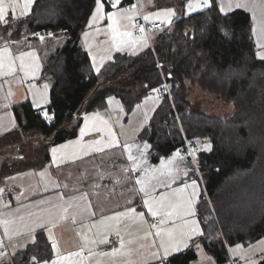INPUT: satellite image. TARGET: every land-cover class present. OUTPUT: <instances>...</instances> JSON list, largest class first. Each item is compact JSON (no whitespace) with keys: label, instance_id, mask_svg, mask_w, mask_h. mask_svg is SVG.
I'll return each instance as SVG.
<instances>
[{"label":"trees","instance_id":"16d2710c","mask_svg":"<svg viewBox=\"0 0 264 264\" xmlns=\"http://www.w3.org/2000/svg\"><path fill=\"white\" fill-rule=\"evenodd\" d=\"M101 1L111 11L109 1ZM187 2L179 0L182 12ZM95 8L96 0H38L25 20L32 35L52 31L68 41L45 62L44 73L53 82L50 105L44 110L30 104L16 108L24 134L20 142L26 143L23 147L32 142V155L20 161L12 153L0 154V180L48 164L51 149L75 139L83 117L107 110L110 96L132 112L153 88L163 91L164 76L173 99L162 97L139 139L152 144L155 164L181 151L185 137L208 141L211 149L199 155L205 174V191L197 204L201 244L218 263H230V247L264 239V60L257 57L251 18L242 11L223 15L219 0H214L211 8L192 16L180 12L170 28L158 33L155 50L148 46L138 55L119 51L95 72L89 52L79 45ZM192 88L219 97L232 107L231 113L219 116L195 109ZM44 112L52 118L46 119ZM53 254L41 231L36 243L14 262L50 260ZM196 259L191 249L167 264H191Z\"/></svg>","mask_w":264,"mask_h":264},{"label":"crops","instance_id":"0c3cea01","mask_svg":"<svg viewBox=\"0 0 264 264\" xmlns=\"http://www.w3.org/2000/svg\"><path fill=\"white\" fill-rule=\"evenodd\" d=\"M37 1L34 0L28 14L21 17L23 0H19V6L8 12L6 17L8 23L0 21V49L5 46L10 48L12 58L15 60V70L13 72L6 74V70H0V154H3V152L4 155L13 153V157L20 161L29 158L34 148L31 141L27 147H23L26 143L20 142L23 141L24 134L21 132L16 108L24 104H30L34 110H44L50 105L53 82L51 76L44 73L45 62L48 56L59 51L68 41L67 37L59 35L62 42H58L59 38H56L57 35L52 31L38 32L34 35L27 31L25 20L31 16ZM108 1L112 10L111 0ZM135 3L136 0H121L119 7L120 9L129 8L131 11L134 10L132 6ZM221 3L224 5V11L220 10L221 14L230 15L242 11L251 18L257 57L264 60L260 58L264 54V0H219V5ZM238 3L244 6L236 7ZM186 4L183 12L181 9L179 10L186 17L204 11L186 13ZM137 10L136 27L139 15L142 13L139 8ZM179 18L176 17L172 24ZM148 22H160L164 26L154 32L153 37H157L158 33L172 26V24L166 26L161 20H150ZM89 27L88 24L87 30ZM135 33L136 37H133L124 48L134 50L136 53H128L138 55L147 49L150 44L145 35L146 44L145 41L137 38L138 36L144 37L143 34H138L136 29ZM42 34L45 35L43 40L40 39ZM83 37L84 34L79 41V45L89 52L81 44ZM33 52L35 56L25 57V64L30 66L29 70L25 72L20 67L19 57L21 53ZM45 85H47V89H45ZM42 96H46V103L41 99ZM94 113H99V117H93ZM102 115L100 112L86 114L83 117L79 135L75 139L53 147L58 150L57 157L61 152L66 153L65 159L61 160L54 157L52 151H50L51 161L43 167L29 169L6 177V179L11 178L12 181L10 187L5 188V190L1 189L2 187L0 188V249L3 248L6 251L0 257V264H16L14 262L15 257L20 252L33 246L37 241V234L41 231L46 232L53 247V257L48 260L50 264L51 261H56L57 264H157L153 254L159 252L162 255L163 248L160 244L162 238L165 244L170 243L166 233L174 231L172 230L173 227L178 228L180 226L181 229L175 230V235L177 239H181L180 231H187V227H184L183 222L199 219L197 204L201 199H196V197L188 198L195 211V216H189L185 213L168 216L167 213L172 211L169 208L171 202L165 204L161 209H156L160 213L157 216H153L149 212L142 199L144 193L138 190L134 178L132 182L133 167L131 160L128 159V150L125 147L123 149L122 142L119 140L121 133L115 124L111 120V122L109 121L107 115L105 117ZM130 116L131 114L123 119L124 122L122 123L125 131L131 125ZM85 117L89 119L86 120ZM149 120L140 131L135 129L138 134L137 140L141 143L148 142L140 140L139 134L148 125ZM103 122H107V124L105 125ZM86 124L88 128L81 135V129H85ZM11 134H13V137L9 138L8 136ZM113 135L117 143L110 145ZM15 137L16 141H13ZM61 145H66V147L61 149ZM96 149L103 150L97 151ZM114 150H117L119 156L125 158V163L117 165V172L108 173L110 177L117 174L113 181L109 179L94 183L96 190L94 194L87 186L91 184L90 179L82 180L81 178L71 182L66 179L73 173L74 169L72 167L79 168L80 165L90 164L93 157ZM28 152H30L29 155ZM176 152L164 159L171 158ZM160 162L155 164L151 160V167H157ZM41 168L53 169L54 176H57L59 170H63L62 174H65V181L62 184L65 189L53 185L48 190H42L43 179L36 184L31 183L29 177H33L31 176L34 175L32 173ZM191 177L196 179L194 172ZM3 179L5 180V178ZM58 181L59 178L55 179V184ZM131 182L133 185L128 186ZM185 182L186 179L180 181L177 186H183ZM104 186L113 187V190L117 191V195L110 197V193L102 190ZM123 186H125V191L121 190ZM7 192L12 193L10 200L5 198ZM65 208H67L66 213L64 212ZM129 209L145 211L146 213L141 217L140 213L131 212ZM117 213H125V215L117 216ZM134 216H139V218L135 220ZM156 218H161L163 223L154 224ZM153 225H156V227H153ZM155 228L163 230L165 235L163 237L156 235L158 230L156 231ZM199 231L202 232V235L193 236L188 241L189 246L182 248L179 253L168 256L165 264L173 257L191 249L195 250L197 254L196 261L191 264H220L206 252L201 244L203 230L200 220ZM112 238H115L117 242L112 243ZM230 257L233 258L231 254ZM238 263L240 264L239 261ZM30 264H34V262L32 261Z\"/></svg>","mask_w":264,"mask_h":264},{"label":"rangeland","instance_id":"374dc122","mask_svg":"<svg viewBox=\"0 0 264 264\" xmlns=\"http://www.w3.org/2000/svg\"><path fill=\"white\" fill-rule=\"evenodd\" d=\"M101 3L103 2L101 1ZM111 3H114V0H111ZM134 5V10L131 11L129 10V8L120 9L118 5L116 8H113L109 12L106 11V6L104 5V8L100 13L101 18L95 23H91L90 21V27L87 30L88 36L83 37L81 44L82 46L86 47V49L89 51V54L93 61V70L95 72H97V68L100 71L108 62H111L114 58L115 53L119 51L136 53L134 50H126L124 48L126 44L121 45L122 50H117L116 43L119 40L129 42L133 37H136L135 29L136 18L138 15L137 8H139V10L143 13L144 17H147V21L161 20L166 26H170L176 17L181 16L179 15V0H136V3ZM168 9H174L176 15L172 17L156 15V13H163L165 10ZM198 11L202 10H197V12ZM110 12H116L117 15L114 18L109 19L108 13ZM168 19H171L170 24L167 22ZM16 29L18 28L16 27ZM125 32L130 33L131 35H122ZM55 35H57L55 36L56 38H59L58 42H62L61 37H59L60 34L57 33ZM42 36L45 35L42 34ZM137 38L138 40L141 39L142 41H145L146 39L145 36H138ZM155 38V36L152 38L154 43ZM93 58L95 59L93 60ZM191 90V102L195 109L205 110L211 115L219 116H227L231 113L232 107L225 105L219 97L212 96L209 93L201 91L197 88H192ZM163 96H167L163 95V91H159V93L153 92L152 95L146 98L140 105H137L139 107H136L134 111L130 113L126 111L123 102L120 99H117L114 96H110L107 100V110L100 112V114H103L102 116L104 117L107 115L109 121L111 120L120 131L121 136L119 137V140L122 142L123 149L125 145L132 146V155L137 158V162L139 164L138 168H134L133 161L131 160L133 167L132 182L133 178L134 181L139 179L144 182V188L147 192V195H145V192H143V201H150L151 203H153L155 209H161V204H163L164 207L165 204H169L170 202L171 204L169 205L183 204L185 206V209H187V204L189 203L188 198L196 197V199H201L205 191V174L201 173L199 165V155L202 152L209 151L211 149V146L207 140L192 139L197 141L199 145L203 146V151L195 157V160H192L187 154L184 153V151L182 152L183 149H181V151H179L180 156L177 157L173 155L169 159H164L162 162H160L157 167H151L152 163L150 153L152 152V144L150 142H146L148 145H150V147L145 151L143 149L144 143H141L137 140L138 134L137 130L135 129H138V131H140L147 124L149 118L153 115L154 111L158 108L159 104L161 103V99ZM171 98L173 99L172 92ZM127 114H131V116L129 117L131 119V125L129 127L130 129L128 128L125 131V127L122 122H124V118H127ZM141 152H143L144 154L141 155ZM27 154L29 155L30 152H28ZM11 156H13V153L11 154ZM2 159L3 156H0V163ZM5 159L6 161H9L11 158L7 157ZM124 163L125 158L119 156L117 154V150L104 154L102 153L96 157H93V161L90 162V164H79V168L75 166L72 167L74 171L71 176L66 179L69 182H71L72 180H79L81 178L82 180L90 179L91 184H88L87 186L89 189L92 190L94 194L96 191L94 183H99V181H105L109 179H112L113 181L117 174L113 177H110V174L108 173H114V171L117 172V165ZM52 170L48 168L38 169L37 171H34L35 173H32L34 175H31L33 177H29V181L33 184H36L39 180L43 179L44 185L41 188L42 190H48V188L53 185H58L64 190L65 188L63 187L62 183H64L65 181V174H62L63 170H59L57 176H54ZM185 171L187 172V175H184ZM193 172L199 180L192 179L191 175ZM41 173H43V175H41ZM173 177H178L177 179H175V182H173ZM58 178L59 181L57 182V184H55L54 180H57ZM185 179V184L188 185L187 188H184L185 184L183 186H177L180 181H184ZM193 180L196 181V184L198 186L195 189V195H193ZM0 181V188L2 187L1 189L5 190V188L10 187V183L12 180L11 178H5V180L1 178ZM132 182L129 183L128 186H130V184L133 185ZM164 185L168 186L165 187ZM139 186L141 187L140 184H137L138 190L140 191ZM180 189H183V191H180ZM102 190L110 193V197L117 195V191H114L113 187L111 188L109 186H104ZM121 190L125 191V186H123ZM169 208L172 209L171 207ZM135 212L143 214L146 213L145 211L138 210H136ZM184 213L185 212H181V214ZM138 218L139 216H134L135 220ZM197 222L199 227V219L197 220ZM183 223L185 224V221ZM184 227H187V225L185 224ZM155 229L156 231L158 230L157 228ZM178 229H181V227H173L172 230ZM223 240L224 238L222 239V241ZM237 245H234L229 248V254H231L234 259L238 260L240 264H259L261 261L264 260V239H261L256 243L246 246L239 244L241 247L236 249ZM233 249L236 250L233 251Z\"/></svg>","mask_w":264,"mask_h":264},{"label":"snow or ice","instance_id":"6c2138e0","mask_svg":"<svg viewBox=\"0 0 264 264\" xmlns=\"http://www.w3.org/2000/svg\"><path fill=\"white\" fill-rule=\"evenodd\" d=\"M121 0H114V3L111 4L112 8H116L119 4H120ZM34 3V0H23V6H22V11L20 13L21 17H23L24 15H27L31 5ZM214 0H188L187 4H186V10L188 13H191L193 11H197V10H203L205 8H211L213 6ZM19 6V0H0V21H4L6 24L8 23V21L6 20V17L8 16V12L9 10H14ZM230 6V5H229ZM243 4H237L236 7H243ZM133 8L135 7V5L132 6ZM104 8V4L101 3V0H96V8H95V12L91 18V23H95L96 21H98L101 17H100V13L102 12ZM219 8L221 11H224V5L223 3H221L219 5ZM127 11V10H125ZM116 12H110L108 13V17L109 19H112L116 16ZM157 16L160 15H164L165 17H172L176 15V12L174 9H168L165 10L163 13H156ZM145 19H147V17H145ZM169 24L171 23V19H168L167 21ZM111 27V26H110ZM141 32H143V28L140 29ZM10 35V33H9ZM122 35L124 36H129L131 35L130 33H123ZM84 36L87 37L88 33L85 32ZM41 40H43V36L40 37ZM129 43L128 41H124V40H119L116 43V48L117 50H122L121 49V45L122 44H127ZM135 43V42H133ZM146 44V41H145ZM26 56H35V53H21L19 59H20V67L27 72L29 70L28 65L25 64V57ZM261 59H264V54L261 55L260 57ZM95 58H93L94 60ZM5 61H7L5 63ZM15 65V60L12 58V54H11V49L8 48L7 46H5L3 49H0V70H6V74H10L11 72H13L15 70L14 68ZM158 67H163L162 65H158ZM96 71L98 72L99 69L97 68ZM169 77H171V72L169 71L168 73ZM45 89H47V85L44 86ZM147 87V85L145 86ZM162 87H164L165 89H167V85H163ZM153 92L155 93H159L160 89L159 88H153L152 89ZM41 99H43L45 101V103L47 102V98L46 96H42ZM139 107V106H137ZM44 117L46 119H51L52 117H49L47 112L43 113ZM93 117H99V113H94ZM85 119H89L88 117H85ZM105 123V125L107 124V122H103ZM88 128V125H85V129H81V135L84 134L85 130ZM109 132L111 134V131L109 129ZM71 143V142H70ZM95 143V142H94ZM117 143L115 136L113 135L112 141L110 142L111 144H115ZM61 149L65 148L66 145H61L60 146ZM127 150H128V159L133 161V166L134 168H138L139 164L137 162V158L134 157L132 155L131 152V147L130 145H125L124 146ZM150 147V145H148L146 142L143 144V149L146 151L148 148ZM97 151H102L103 149H96ZM52 154L54 157H57V153L58 150L56 148H53L52 150ZM144 153L141 152V155H143ZM175 156H180L179 152H176L174 154ZM67 156L66 153L61 152L60 155L57 157L61 160L65 159ZM41 175H43V173H41ZM184 175H187V172H184ZM178 177H173V182H175V179H177ZM137 184H140V191L141 192H145V195H147V192L144 188V182L142 180L137 179L135 181ZM165 187H167L168 185H164ZM188 185L185 184L184 188H187ZM192 187H193V195H195V189L198 187L196 184V181L193 180L192 181ZM180 191H183V189H180ZM145 205H147L149 212L152 213L153 216H157L159 215V211H157L153 205V203H151L148 200L144 201ZM161 207H163V204L160 205ZM169 207L172 208V211H169L167 213L168 216H173V215H180L181 212H185L186 215L189 216H195V211L192 208L191 202L189 201V203L187 204V209H185V206L183 204L181 205H169ZM129 211L131 212H135V209H129ZM64 212H67V208L64 209ZM125 215V213H117V216H122ZM141 217H143V213L139 214ZM161 223H163V221H161ZM185 224L187 225V231H180V236L182 237L181 239H177L176 235H175V230L174 231H170L167 232L166 235L168 237L169 240V244H165L163 238L161 239V247L163 248V253L162 255L158 252V253H154V257L157 261V264H165V260L168 256L174 254V253H179L182 248H187L189 246L188 241L191 240V238L193 236L196 235H202V232L199 231V227H198V222L193 219L191 221L185 220ZM153 227H156V225H153ZM7 230V229H6ZM157 235H160L163 237V235H165V233L163 232V230L158 229ZM155 244V242H153ZM55 246V245H53ZM197 247H199L197 245ZM240 245L236 246V249L240 248ZM236 249H233V251H235ZM115 251V250H114ZM4 253H0V256H3ZM32 261L34 262V264H50V262L48 260H37L36 257H32ZM51 264H57L56 261H51Z\"/></svg>","mask_w":264,"mask_h":264},{"label":"built area","instance_id":"2783aa9c","mask_svg":"<svg viewBox=\"0 0 264 264\" xmlns=\"http://www.w3.org/2000/svg\"><path fill=\"white\" fill-rule=\"evenodd\" d=\"M164 26L162 23L158 22V23H152V22H148L145 17L143 16L142 13H140L139 15V19H138V23H137V27H136V32L138 34H143L147 37L148 41H149V46L154 50L155 49V44L153 41V33L162 29ZM143 28V32L140 31V29ZM164 80H165V85H167V89H163V95H167L168 97L171 98V85L167 83L166 78L163 76ZM172 99V98H171ZM184 151L185 154H187L192 160H195V157L198 156L202 151H203V146L199 145L197 141L192 140V139H188L187 137H185V144L183 147L182 152ZM12 197V193L11 192H7L5 194V198L7 200H10V198ZM161 222V218H156L154 221V224H159ZM112 243L117 242L115 238L111 239ZM0 253H6V251L2 248L0 249ZM2 257V256H0ZM230 264H238V261L232 257H230Z\"/></svg>","mask_w":264,"mask_h":264}]
</instances>
